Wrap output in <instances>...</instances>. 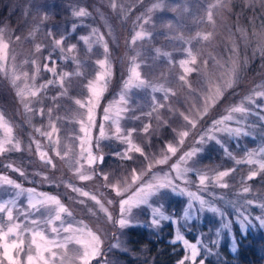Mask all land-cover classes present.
<instances>
[{"label":"snow or ice","instance_id":"snow-or-ice-1","mask_svg":"<svg viewBox=\"0 0 264 264\" xmlns=\"http://www.w3.org/2000/svg\"><path fill=\"white\" fill-rule=\"evenodd\" d=\"M241 2L250 9L257 6L264 9V0H241ZM140 5H145V0H108V7L122 21H126ZM233 6L234 0H212L204 9V17H197L193 14L191 19L201 22L206 20L208 24L215 26L214 13L222 16L225 12H231ZM166 11L175 13V17L173 19L161 17L157 24L154 16ZM189 11V0H178L175 3L172 0H149L144 10L135 17L134 34L128 42L134 53L129 57V75L123 83L118 98L103 109L104 123L99 125L98 132L97 108L112 76L109 43L105 39V34L93 28L89 35L79 37L86 46V56L93 52L94 47L102 49V58L93 61L94 76L89 79L83 70L88 66V61L79 58L77 45H66L67 37L61 34L57 38L51 30L46 33L51 44L48 55L44 57L45 63L41 65L38 59L27 58L18 65L13 55L9 72L6 70V63L9 59L10 43L8 39H5V30L0 28V71H4L5 76L10 79L12 86L16 89V96L23 104L24 111L29 114L34 113L44 121L40 127L33 126V128L40 137L47 141L48 149L45 150V145H42L41 141L35 137H30L31 142L26 147H22L21 140L14 134L13 125L4 112L0 111V132H2L0 134V157L12 152L28 151L31 153L34 144L35 152L45 166L56 168L53 155H49L50 150L55 157H59L66 163L79 181L101 180L99 187L110 189L116 197H120L118 201L120 214L116 220H113L111 212L99 198L103 196V193L93 194L70 182L65 183V187L78 197H86L95 202L99 210L105 214L107 221L118 225L120 229L132 225L135 209L152 207L154 200L162 198L168 192L193 198L199 203V211L206 210L224 216V212L215 204L188 191L187 188L180 187L176 181H183L187 185L190 183L189 174H194L201 189L207 190L209 183L215 187L229 188L230 185L226 178L235 171L234 168L216 171L213 175H209L207 171L196 166L197 157L211 141L221 143L216 133H226L232 137H254L253 129L257 126L249 124L247 117L256 116L260 121H264V115H261L264 111V103H257L258 100L264 101V84L257 85L239 103L230 106L226 110V115L211 120L208 130L196 140V144L200 146L183 152L170 166L168 172L161 174L152 171L159 165L167 164L177 154L191 131L209 116L211 110L224 98L225 93L236 87L241 79L243 65L239 55V46L235 40H232L230 54L226 60L223 57L217 59L215 56H210L217 71L224 69L219 75H216L215 71L208 70L209 59L198 60L201 53L199 49H193V41L211 42L215 38V33L214 31H197L195 35L186 36L185 33L189 29L185 17ZM96 12L102 19H105L108 35L111 36L113 34L112 25L107 23V18L99 8ZM28 14L29 11L26 10L25 15ZM72 14L77 18L92 16L88 7H77ZM48 19V13L40 14L32 30L24 39L29 42L34 40L41 25ZM75 30L76 25L74 24L72 31ZM237 31L247 45L249 42L247 29L241 27L237 28ZM157 32L168 42V46L173 51L185 54V58L178 61L182 72L175 77V80L182 89L187 90V96H179L174 87L166 86L165 83L153 82L141 71L142 66L147 69L154 68L161 59L167 62L169 68L174 64L173 51L163 50L162 47L144 48V43H151ZM256 35L259 37L257 51L261 57H264V24L261 25V31ZM15 41H21V37L15 36ZM138 44L140 48L136 47ZM44 47L45 45L36 43L32 55L41 53ZM54 54L65 63L71 62L74 65L73 70L58 69ZM25 66H28L30 70H26ZM97 68L98 70H95ZM42 72L49 74L47 79L41 76ZM194 74L197 79L205 82L206 87L203 91L193 87L191 78ZM160 76L167 81L168 74L161 72ZM77 78L82 81L79 84L80 96L71 93ZM20 81H23V87L19 86ZM50 89H56V91L50 93ZM134 90L148 91L150 110L146 112L141 110L137 114L138 105H135L132 99ZM155 93H161L162 99H158ZM193 98L199 100V105ZM45 101H48L50 106L46 107ZM181 104H186L187 107L181 110L176 106ZM161 110H164L167 118ZM142 117L149 119L139 129L124 124L125 121H140ZM31 119L32 116L29 115V123ZM170 120L178 126L172 127ZM153 121L156 123L155 128ZM231 121H235L238 126L233 127L229 123ZM65 124L75 125V127L69 130L64 127ZM105 124L108 125L107 129ZM164 128L173 134V139L164 141V148L160 149L158 154L146 152L142 143L134 138L136 134L141 140L150 144L151 137L158 135ZM62 130L65 133L64 137L60 135ZM261 136L264 137V133H261ZM106 140H115L125 145L122 151H116L113 155L121 162H128L127 168L122 163L117 173L103 170L105 156L101 150V142ZM134 153L139 154V158L134 157ZM236 163L258 166L248 173L246 181H254L258 177L264 180V144L248 151L246 157L236 160ZM5 167L21 176L25 175L22 168L12 163ZM149 173H151L150 178L145 180L144 178L149 176ZM43 179L48 181L49 178L45 175ZM0 189L5 190L4 198H0V264H92L97 258L103 257L102 235L93 231L83 221H75L73 212L59 196L38 192L35 188L25 189L20 183L3 174H0ZM7 189H12L13 192L9 193ZM252 191L253 189L245 184L237 196H244ZM21 197L25 198L26 206L20 205ZM78 202L84 204L85 200L79 199ZM106 203L111 205L113 200L107 199ZM253 205L264 209V202L254 199H243L232 203V207L238 213L237 223L244 233H247L254 221L264 228V215L253 216L248 210ZM191 207L190 203L189 208ZM185 218H189L187 213ZM169 219L170 217L166 216L159 206L153 207L151 220L153 226L160 227L162 221ZM224 227L229 228L230 221L226 222ZM172 242H182L187 251V254L177 264H205L204 259L201 258V248H205L209 253L212 252V249L202 242H190L179 231L176 232ZM113 247L119 248L120 244ZM124 250L127 251V249ZM235 250L233 247V251ZM105 264L108 262L105 261Z\"/></svg>","mask_w":264,"mask_h":264},{"label":"rangeland","instance_id":"rangeland-1","mask_svg":"<svg viewBox=\"0 0 264 264\" xmlns=\"http://www.w3.org/2000/svg\"><path fill=\"white\" fill-rule=\"evenodd\" d=\"M236 1V0H234ZM239 3L241 0H237ZM149 0H145L147 5ZM173 3L178 0H172ZM212 0H189L190 11L186 14V22L189 31L185 35H195L197 31L208 32L214 31L215 38L211 42H197L193 41V49L200 50L198 60L209 59L208 70L215 71L216 75H219L224 69L216 70L213 65V61L210 56H215L217 59L223 57L227 59L230 54L229 50L232 47V40H235L239 46V55L242 61V72L239 84L233 89H229L224 98L213 108L208 117L201 122L196 129L192 130L189 137L185 140L183 147L173 156L167 164L159 165L152 171L156 173L168 172L170 166L175 163L179 156L183 152L190 150L193 147H199L196 144L199 136L208 130L211 120L219 119L227 114L226 110L240 102V100L249 94L257 85L264 84V57H261L257 51L259 37L258 34L261 31V25L264 24V9H260L259 6L253 8L258 9L259 18L255 21L251 19V26L243 25V19L240 16H230L231 12H225L222 16L214 13V19H216L215 26L207 23L206 20L201 22L200 20H193L191 17L195 14L197 17H204V9ZM145 5L137 6L126 21H122L117 17L112 10L108 7V0H0V16L2 14L1 9L5 8L6 12L3 17V21L0 18L1 26L5 30V39L9 40V59L6 63V70L10 72L12 59L14 55L16 57V63L19 65L24 59L34 58L38 59L40 64L45 63L44 57L48 55L51 41L47 38L46 33L51 30L54 35L59 38L61 34L67 37L65 44H76L79 51V58L81 60H87L88 66L83 69L87 78L91 79L94 76L93 61L95 59L102 58V49L94 47L91 54L85 55L86 46L83 41L79 39L80 36L89 35L93 28L98 29L105 34V39L109 43V56L112 63V76L108 82L107 90L104 92L99 107L97 108V132L100 124L104 123L103 109L112 101L118 98L121 92L124 81L128 78L129 72V57L132 56L133 50L130 44L131 36L134 34L133 21L135 17L144 10ZM247 7L246 5H244ZM77 7H88L92 12V16L85 18H77L73 16V10ZM39 8V11H37ZM99 8L100 12L107 18V23L112 25L113 34L108 35V27L105 23V19H102L96 12ZM248 8V7H247ZM28 10L29 14L26 16L25 11ZM48 13L49 19L45 21L40 31L36 34L35 39L31 42L26 41L24 38L32 30L33 25L39 19V15ZM241 13V12H240ZM251 18L254 16L251 12ZM239 14V12H237ZM175 13L166 11L163 13H157L154 19L159 24L160 18L173 19ZM36 17V19H33ZM13 24L11 25V23ZM76 25V30L72 31V26ZM148 28L147 25H145ZM245 28L248 32V43L245 45L241 39L237 28ZM151 30V29H149ZM234 34V35H233ZM20 36L21 41H15V36ZM40 43L45 45L41 53L34 52V45ZM140 48L138 44L136 46ZM153 47H162L163 50L173 51L168 46V42L165 41L159 32L155 33L151 43L145 42L144 48L152 49ZM143 50V49H141ZM54 58L57 59L58 69H64L72 71L74 65L71 62L65 63L63 60H59L56 54ZM185 58V54L179 51H173L174 64L171 68L167 65V62L161 59L157 62L152 69H147L142 66L141 71L149 79L155 83H165L166 86L174 87L178 95L183 97L187 96L186 89H182L176 82L175 77L182 72V69L178 66V61ZM26 70L28 66H25ZM95 70H98L95 69ZM164 72L168 74L167 81L160 76V73ZM41 76L47 79L49 74L42 72ZM39 82V80L37 81ZM82 81L77 78V82L71 89L73 95L80 96L81 89L79 84ZM193 87L203 91L206 87L205 82L202 79H197L194 76L191 78ZM20 87H23V81L18 82ZM56 89H50V93H54ZM158 99H162L161 93H155ZM133 102L137 107V114L141 110L148 111L150 104V96L147 90L135 91L132 97ZM197 105L199 100L193 98ZM171 102V101H170ZM257 103H264V101L258 100ZM45 106H50L48 101H45ZM181 110L187 107L186 104L176 105ZM35 107V105H33ZM0 111H3L6 118L11 122L14 127V134L21 140L22 147H26L31 141L30 137H35L41 141L42 145H45L47 149V141L40 137L38 133L34 131L33 126L40 127L44 121L35 116L34 113L29 114L24 111L23 104L20 102V98L16 96V89L12 86L10 79L5 76L4 71H0ZM161 113L167 118V114L164 110ZM32 116L29 123L28 117ZM264 115V111L261 112ZM256 118V119H255ZM147 117H142L140 121L129 122L125 121V126L137 127L138 129L143 123L148 122ZM175 119V118H173ZM249 124L253 122L259 123L256 128L253 129V136H240L232 137L226 133H216L217 138L221 141L217 144L215 141H211L205 146L204 151L197 157V167L207 171L209 175H213L216 171H223L227 169H235L231 175L226 178L229 183V188L215 187L211 183L207 190L201 189L198 185V180L194 174H189L190 183L187 185L183 181L177 180V184L182 188H187L188 191L196 193L202 196L205 200L215 204L223 212L224 216H220L218 213H212L209 211H199V203L193 198L187 195H177L168 192L167 195L160 199H156L153 202L152 207H141L133 211V223L125 229H120L118 225L113 222L107 221L105 214L99 210V207L95 205V202L88 200L86 197H78L77 194L72 193L70 189L65 187V183H74L78 187L84 188L85 191H91L93 194L103 193L100 196L102 202L105 203V207L108 208L113 216V220L119 218V206L118 201L120 197H116L115 193L110 189H104L99 187L102 183L99 179L92 181H79L73 175L72 170L66 165V163L60 160L59 157H55L49 150V155H53V162L56 164V168L45 166L35 152V145L32 146V151L12 152L0 157V174L7 175L14 181L20 183L25 189L35 188L38 192L48 193L50 195L59 196L62 202L70 208L73 212L75 221H83L85 225L91 228L93 231H97L102 235L104 241L103 244V257L97 258L92 264H155V257L150 254L147 245H141L136 248L132 244L131 230L145 231L149 237H168L172 242L175 238V234L179 231L190 242H202L208 248L212 249L209 253L205 248H201V258L212 259L211 261L217 264H226L227 258L222 252L223 247L227 245L228 250L233 254L230 262L239 264L236 258V253L239 247V240L242 237H254L264 246V228L260 227L258 222L253 223L249 227L247 233L241 231L240 226L237 223V210L232 207V203L243 199H254L258 202H264V180L259 177L254 181H246V176L251 170H255L257 165L237 164L236 160H242L246 157L248 151L256 149L264 144V137L261 133H264V121L261 122L256 116L247 117ZM172 127H177V123L169 121ZM233 127L238 126L235 121L229 122ZM64 127L73 129L75 125L65 124ZM106 129L108 125L105 124ZM153 127H156L155 121H153ZM2 134V132H0ZM95 134V133H94ZM61 137H64L65 133L62 130ZM134 138L137 142L142 143L145 147V151L149 153H159V150L164 148V141H171L173 134L167 129H161L158 135L151 137L150 144L141 140L136 134ZM70 142V141H69ZM125 145L115 141L106 140L101 142V150L105 156V164L103 170L109 173H117L120 171V165L123 163L125 168L128 167V162H121L113 155L116 151H122ZM134 157L139 158V154H133ZM12 163L17 167L22 168L25 172L24 176L12 171L5 165ZM191 164V162H190ZM47 176L49 179L45 181L43 176ZM151 176H146L147 180ZM111 179V176H110ZM242 181L244 182L242 184ZM250 186L253 191L244 196H237V193L244 185ZM7 192H13L12 189H7ZM5 190L0 189V198H4ZM79 199L85 200L84 204L78 202ZM107 199H112L111 205L106 203ZM21 206H26V200L24 197L19 201ZM192 207L189 208V204ZM160 207V210L168 217L169 220L161 222L160 227L153 226L151 220L153 218V207ZM91 209V211H89ZM253 216L264 215V209H260L255 205L250 206L248 209ZM95 213V215L93 214ZM187 213L188 219L185 218ZM23 219V217H21ZM230 221V227L225 228L226 222ZM235 237V240H233ZM249 238V237H248ZM179 243L184 249V255L187 254L182 242ZM116 244H120V247H113ZM235 247V251H233ZM124 249H127L125 251ZM264 255V252H262ZM183 255V256H184ZM199 260V258H198ZM264 264V260H263Z\"/></svg>","mask_w":264,"mask_h":264},{"label":"trees","instance_id":"trees-1","mask_svg":"<svg viewBox=\"0 0 264 264\" xmlns=\"http://www.w3.org/2000/svg\"><path fill=\"white\" fill-rule=\"evenodd\" d=\"M0 18L4 20V14L6 12L5 8L1 9ZM239 12V14H237ZM241 12V13H240ZM254 15L252 18L250 13ZM230 16L235 17L240 16L243 19L242 24L251 26V19L254 21L259 18L258 9H250L245 7L242 2L234 1V6L230 13ZM13 22L11 23V25ZM1 26V23H0ZM256 119V118H255ZM260 121V120H259ZM262 121H260L261 124ZM257 125L259 123L253 122ZM264 124V123H262ZM264 127V126H263ZM132 234V244L138 248L141 245H147L151 255L155 257V264H177V262L183 257L184 249L179 243L170 242V236L168 237H149L145 231H136L131 230ZM249 237V238H248ZM242 237L239 240V247L236 253V258L238 259L239 264H263L264 255V246L261 243H258L254 237ZM222 252L227 258L226 264H234L230 262L233 254L228 250L227 245L223 247ZM212 259H206V264H217L211 261Z\"/></svg>","mask_w":264,"mask_h":264}]
</instances>
